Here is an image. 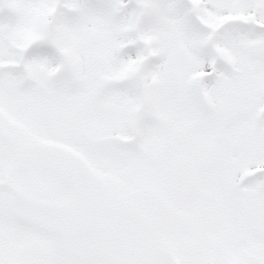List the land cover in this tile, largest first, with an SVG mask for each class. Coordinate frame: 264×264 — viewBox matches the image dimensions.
<instances>
[{
  "label": "snow or ice",
  "instance_id": "obj_1",
  "mask_svg": "<svg viewBox=\"0 0 264 264\" xmlns=\"http://www.w3.org/2000/svg\"><path fill=\"white\" fill-rule=\"evenodd\" d=\"M0 264H264V0H0Z\"/></svg>",
  "mask_w": 264,
  "mask_h": 264
}]
</instances>
